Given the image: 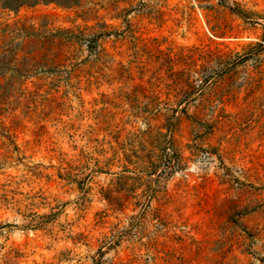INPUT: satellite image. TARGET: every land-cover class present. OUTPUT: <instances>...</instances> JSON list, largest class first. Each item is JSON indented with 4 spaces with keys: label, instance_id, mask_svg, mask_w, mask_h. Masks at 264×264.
I'll return each mask as SVG.
<instances>
[{
    "label": "rangeland",
    "instance_id": "374dc122",
    "mask_svg": "<svg viewBox=\"0 0 264 264\" xmlns=\"http://www.w3.org/2000/svg\"><path fill=\"white\" fill-rule=\"evenodd\" d=\"M0 0V264H264V0Z\"/></svg>",
    "mask_w": 264,
    "mask_h": 264
},
{
    "label": "trees",
    "instance_id": "16d2710c",
    "mask_svg": "<svg viewBox=\"0 0 264 264\" xmlns=\"http://www.w3.org/2000/svg\"><path fill=\"white\" fill-rule=\"evenodd\" d=\"M4 8H17L20 6V0H2Z\"/></svg>",
    "mask_w": 264,
    "mask_h": 264
}]
</instances>
